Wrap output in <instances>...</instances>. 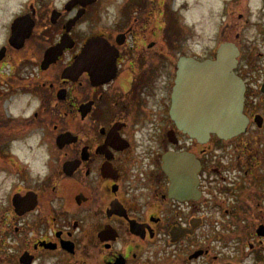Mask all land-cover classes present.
<instances>
[{
  "label": "flooded vegetation",
  "instance_id": "1",
  "mask_svg": "<svg viewBox=\"0 0 264 264\" xmlns=\"http://www.w3.org/2000/svg\"><path fill=\"white\" fill-rule=\"evenodd\" d=\"M33 1L14 17L28 35L10 40L13 18L0 48L10 136V244L0 240V263L245 264L244 245L263 257L264 114L252 99L264 104V77L256 94L238 72L247 129L199 142L170 115L185 50L168 18L138 10L109 29L94 21L99 11L84 19L99 0L76 21L80 5L45 11ZM96 39L107 43L90 42L83 63Z\"/></svg>",
  "mask_w": 264,
  "mask_h": 264
},
{
  "label": "rangeland",
  "instance_id": "2",
  "mask_svg": "<svg viewBox=\"0 0 264 264\" xmlns=\"http://www.w3.org/2000/svg\"><path fill=\"white\" fill-rule=\"evenodd\" d=\"M28 1L0 0V48L7 43L8 26L16 15L25 11L24 5L26 6ZM66 1L35 0L33 3L35 5L40 3L45 11H49L52 8L60 9ZM136 1L137 3H134ZM87 10L84 19L89 20L93 11H99L100 16L94 21L100 25L109 24V29L123 25L124 19L130 18L138 10L152 12L150 14L151 17L153 16L152 20H155L157 14L159 23H163L168 18L172 30L175 29L173 33L175 46L183 45L184 55L199 60L213 57L218 46L224 41L233 42L240 52L237 70L247 78L254 89L252 91L257 94L255 85H260L264 77V0H99L97 5H91ZM175 17H177L176 22ZM128 23L127 21L126 24ZM159 37H161L160 33ZM179 55L180 53L176 51L174 57L178 58ZM6 78L0 75V93L3 95L0 100V240H6L8 245L10 244V136L9 131H6L9 125L4 103ZM258 97L252 99V108L254 112L264 114V104L259 102L262 96ZM18 148L21 154L25 153V147L21 144ZM34 151V146H31L30 152L26 151L29 154L28 158ZM34 164L38 165L39 162ZM244 230L245 237H248L249 227H244ZM245 240L248 241L247 238ZM217 246L221 248L219 244ZM247 246L244 245V252H247L245 264H264V256L256 257L257 250L251 252ZM224 254L228 253L224 252ZM8 256L10 254L4 258L5 262L10 261Z\"/></svg>",
  "mask_w": 264,
  "mask_h": 264
},
{
  "label": "water",
  "instance_id": "3",
  "mask_svg": "<svg viewBox=\"0 0 264 264\" xmlns=\"http://www.w3.org/2000/svg\"><path fill=\"white\" fill-rule=\"evenodd\" d=\"M94 1L71 0L66 9L70 10L77 4L86 7ZM23 19L14 20L11 41H23L28 35L27 29H20ZM70 26L68 23L67 30ZM92 41L105 42L104 39L88 40L81 56L83 63H88L87 53ZM66 46H69L68 41L62 40L54 51L59 53ZM3 52L2 49L0 59ZM51 57L50 53L47 58ZM238 58V47L232 42H224L219 45L212 59L198 61L183 56L178 60L170 115L178 129L190 138L199 142H207L211 135L229 139L247 129L249 118L244 113L246 88L243 79L235 72ZM72 70V67H68L64 74L70 76ZM255 120L258 121L257 118ZM167 162L168 158L165 159L166 172ZM260 234H264V227Z\"/></svg>",
  "mask_w": 264,
  "mask_h": 264
},
{
  "label": "trees",
  "instance_id": "4",
  "mask_svg": "<svg viewBox=\"0 0 264 264\" xmlns=\"http://www.w3.org/2000/svg\"><path fill=\"white\" fill-rule=\"evenodd\" d=\"M134 3H137V1L136 2H134ZM176 19H175V22L177 21V17H175ZM176 25H177V23H176ZM178 29V28H177ZM174 31H175V29H174Z\"/></svg>",
  "mask_w": 264,
  "mask_h": 264
}]
</instances>
